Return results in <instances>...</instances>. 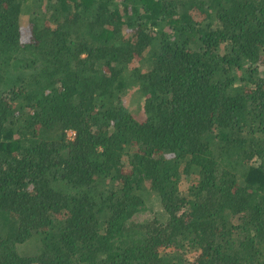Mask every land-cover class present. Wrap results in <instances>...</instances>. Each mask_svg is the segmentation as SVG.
Segmentation results:
<instances>
[{
    "label": "trees",
    "instance_id": "trees-1",
    "mask_svg": "<svg viewBox=\"0 0 264 264\" xmlns=\"http://www.w3.org/2000/svg\"><path fill=\"white\" fill-rule=\"evenodd\" d=\"M0 264H264V0H0Z\"/></svg>",
    "mask_w": 264,
    "mask_h": 264
},
{
    "label": "rangeland",
    "instance_id": "rangeland-1",
    "mask_svg": "<svg viewBox=\"0 0 264 264\" xmlns=\"http://www.w3.org/2000/svg\"><path fill=\"white\" fill-rule=\"evenodd\" d=\"M26 18H27V15L26 14H23L22 15V21L25 22L26 21ZM23 26H25V25H23ZM128 96L125 97L124 100H125V104L130 109V112H132V114L135 117H137V118H143V112H142V109L140 108V104H141L140 101H142V99H137L136 101H132V99L129 98ZM150 200L153 203H157V201L154 200V199H150ZM156 206H158V205H156Z\"/></svg>",
    "mask_w": 264,
    "mask_h": 264
}]
</instances>
